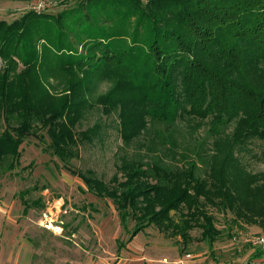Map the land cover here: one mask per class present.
I'll return each instance as SVG.
<instances>
[{
	"label": "trees",
	"instance_id": "obj_1",
	"mask_svg": "<svg viewBox=\"0 0 264 264\" xmlns=\"http://www.w3.org/2000/svg\"><path fill=\"white\" fill-rule=\"evenodd\" d=\"M96 108L117 115L123 142L109 183L72 167L100 135L77 131ZM42 131L46 153L111 200L126 230L135 222L129 242L154 226L213 247L224 232L212 211L230 214L236 235L264 229V173L238 157L264 142V0H80L1 21L0 179Z\"/></svg>",
	"mask_w": 264,
	"mask_h": 264
},
{
	"label": "rangeland",
	"instance_id": "obj_2",
	"mask_svg": "<svg viewBox=\"0 0 264 264\" xmlns=\"http://www.w3.org/2000/svg\"><path fill=\"white\" fill-rule=\"evenodd\" d=\"M147 1L144 0L145 3ZM79 2L0 0V22L12 23L32 11L58 15L64 10L75 8ZM108 88V84L103 83L97 95L106 92ZM96 125L102 126L100 135L92 143L80 144V158L73 161L72 167L94 170L102 180L109 183L117 173L122 155L120 151L123 142L117 115L105 117L101 108L93 109L88 112L77 131L81 133ZM41 133L45 141L37 137L28 138L21 147L19 166L0 179V225L6 227L5 236L8 240L17 243L16 249L22 251V264H69L73 260L97 257L100 252H104L103 249L98 250L100 243L109 247L106 251L115 250L117 243L131 244L130 255L145 258V262L166 259L171 264L189 255L219 256L217 252L211 254L213 249L207 242L195 241L185 247L180 239L169 238L154 226L129 242L135 222L130 220L126 230L111 200L100 199L90 193L79 177L72 175L58 159L44 151L48 137L46 131ZM204 135L202 129L196 138L202 139ZM263 152L264 142L255 140L239 151L238 157L249 173L260 174L264 173ZM22 192H28L26 205L23 203ZM25 206L32 208L27 211ZM212 212L217 227L224 232L219 241L226 243L225 248L229 254L226 259H242L240 253H237L239 249H234L236 246L242 247L243 243H236L232 238L236 236L237 229L233 232L231 215ZM42 221H47L45 223L51 224L54 229H46ZM250 227L255 226L245 227V233L254 232ZM258 228L256 230L263 233L264 229ZM192 235L199 240L201 232L196 230ZM249 247L246 245L243 249L250 250Z\"/></svg>",
	"mask_w": 264,
	"mask_h": 264
},
{
	"label": "crops",
	"instance_id": "obj_3",
	"mask_svg": "<svg viewBox=\"0 0 264 264\" xmlns=\"http://www.w3.org/2000/svg\"><path fill=\"white\" fill-rule=\"evenodd\" d=\"M250 228L254 230V232H251L252 234L262 233L256 230L258 228H256V226ZM5 232H7L6 227L4 225H0V264H22V251L16 249L17 243L8 240V237L5 236ZM215 244L213 245V247H211L213 249L211 254H215L217 252L221 257H202L200 255H189L185 259H176L171 264H263L262 256L261 258L258 257L261 254L259 250L251 247H249L251 248L250 250L243 249L246 246L244 244L242 245V247L236 246L237 248L234 249H239V252H236L240 253L242 259L234 261V259H226L229 254H227L228 250H226L225 248V242L217 241ZM121 245H123L121 250L119 248L120 244L117 243L115 245V250L106 251L107 249H109V247L105 244L100 243L98 246V250L103 249L104 252H100L98 254L99 257L91 256L87 259L81 258L77 261H70L71 263L69 262V264H170L166 259H158L157 261L148 260L147 262H145V258H137L130 255V250H132V247L130 246L131 244Z\"/></svg>",
	"mask_w": 264,
	"mask_h": 264
},
{
	"label": "built area",
	"instance_id": "obj_4",
	"mask_svg": "<svg viewBox=\"0 0 264 264\" xmlns=\"http://www.w3.org/2000/svg\"><path fill=\"white\" fill-rule=\"evenodd\" d=\"M45 216V215H44ZM47 221H42V226H44L46 229H50L53 226L51 224H46ZM59 228V227H58ZM54 229V228H52ZM60 230V228L58 229ZM234 242H240L247 246H250L251 248H254L256 250H259L262 254L263 264H264V232L260 234H252V233H245L241 232L238 233L234 238Z\"/></svg>",
	"mask_w": 264,
	"mask_h": 264
}]
</instances>
